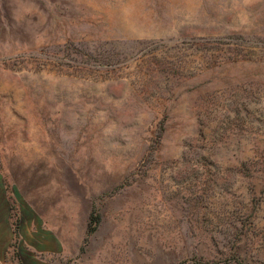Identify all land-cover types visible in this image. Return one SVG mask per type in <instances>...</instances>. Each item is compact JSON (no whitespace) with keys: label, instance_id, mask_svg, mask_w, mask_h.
Returning a JSON list of instances; mask_svg holds the SVG:
<instances>
[{"label":"rangeland","instance_id":"obj_1","mask_svg":"<svg viewBox=\"0 0 264 264\" xmlns=\"http://www.w3.org/2000/svg\"><path fill=\"white\" fill-rule=\"evenodd\" d=\"M3 210L38 264H264V0H0Z\"/></svg>","mask_w":264,"mask_h":264},{"label":"crops","instance_id":"obj_2","mask_svg":"<svg viewBox=\"0 0 264 264\" xmlns=\"http://www.w3.org/2000/svg\"><path fill=\"white\" fill-rule=\"evenodd\" d=\"M3 211L0 214V264H38L36 256L29 253L27 255L26 253L25 258H23L19 249L11 245L16 237V232L14 231L10 216H8L6 210ZM29 236L30 241L34 240L35 242V245L32 244L33 242L31 243V248L37 250V230L34 232L31 230Z\"/></svg>","mask_w":264,"mask_h":264}]
</instances>
